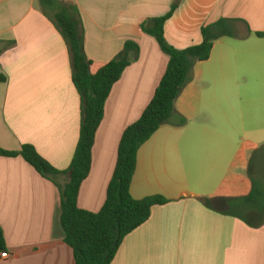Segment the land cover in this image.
Listing matches in <instances>:
<instances>
[{
    "label": "crops",
    "instance_id": "1",
    "mask_svg": "<svg viewBox=\"0 0 264 264\" xmlns=\"http://www.w3.org/2000/svg\"><path fill=\"white\" fill-rule=\"evenodd\" d=\"M60 1L78 12L92 74L127 42L139 47L107 99L79 193V207L98 213L123 134L153 101L169 64L142 24L167 15L174 0ZM222 20L228 34L195 65L175 103L186 124L163 125L138 152L132 197L168 203L124 239L112 264H264V217L247 223L230 212L254 184L264 190V0H181L164 34L185 50ZM81 121L69 47L52 16L40 0H0V149L33 146L65 172ZM68 181L43 177L21 156H0V226L9 254L0 264H75L61 225L59 186Z\"/></svg>",
    "mask_w": 264,
    "mask_h": 264
},
{
    "label": "trees",
    "instance_id": "2",
    "mask_svg": "<svg viewBox=\"0 0 264 264\" xmlns=\"http://www.w3.org/2000/svg\"><path fill=\"white\" fill-rule=\"evenodd\" d=\"M180 1L174 0L167 15L148 19L142 24V30L154 37L161 50L169 57V64L153 101L142 117L124 132L106 203L100 212L92 213L79 207L80 189L91 171L93 147L104 118L107 99L126 68L137 59L139 47L133 42H127L124 50L113 61L97 74H92L76 8L60 0H40L44 12L52 16L69 47L73 83L82 100L80 140L71 166L65 172L54 169L29 145L24 146L20 152L0 149V156H21L47 179L54 180L59 175L68 177V183L59 186L61 225L65 243L73 251L75 264H112L124 239L150 219L155 206L168 203L162 196L142 200L132 197L131 185L137 168L138 152L163 125L186 124L187 121L176 113L175 103L186 86L193 81L195 65L209 60L215 40L228 34V22L222 20L203 28L202 44L185 50L175 49L165 38L164 26ZM205 202L210 206L209 201ZM230 212L247 223L256 217L263 218L264 190L254 184L252 194L239 199L236 206L231 205ZM2 252H7V247L0 226V253Z\"/></svg>",
    "mask_w": 264,
    "mask_h": 264
},
{
    "label": "built area",
    "instance_id": "3",
    "mask_svg": "<svg viewBox=\"0 0 264 264\" xmlns=\"http://www.w3.org/2000/svg\"><path fill=\"white\" fill-rule=\"evenodd\" d=\"M0 258L8 259L9 258V254L7 252H2V253H0Z\"/></svg>",
    "mask_w": 264,
    "mask_h": 264
}]
</instances>
